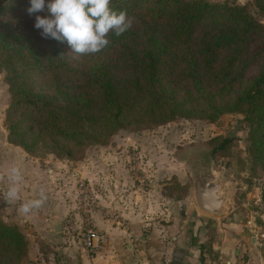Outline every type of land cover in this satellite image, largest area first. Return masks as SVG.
<instances>
[{
	"label": "trees",
	"instance_id": "1",
	"mask_svg": "<svg viewBox=\"0 0 264 264\" xmlns=\"http://www.w3.org/2000/svg\"><path fill=\"white\" fill-rule=\"evenodd\" d=\"M30 0H0V70L11 106L9 141L37 157L74 161L107 145L123 123L162 125L177 118L216 123L244 115L254 168L264 171V24L246 7L208 0H111L132 26L109 45L69 61L67 42L45 38ZM264 13V0H255ZM261 37L254 54L248 46ZM43 44H45L43 47ZM258 74L247 80L249 69ZM184 90L182 94L181 88ZM186 87V88H185ZM233 140L215 150L228 152ZM182 189V188H181ZM29 244L0 217V264H22Z\"/></svg>",
	"mask_w": 264,
	"mask_h": 264
},
{
	"label": "rangeland",
	"instance_id": "2",
	"mask_svg": "<svg viewBox=\"0 0 264 264\" xmlns=\"http://www.w3.org/2000/svg\"><path fill=\"white\" fill-rule=\"evenodd\" d=\"M208 1L246 7L259 23L264 24V13L256 6L255 0ZM261 40L259 35H253L248 46L249 54H254L257 51ZM44 45L43 47H45ZM68 57L72 66L83 68L84 58L82 55L72 52L70 49ZM260 65H264V59ZM259 68V65L252 66L249 69L247 80L254 78L258 74ZM184 90L187 89L182 87V94L185 93ZM10 104L11 97L6 73L0 70V164L10 167L15 164L16 157L9 156L8 158L5 153L10 149L14 153L22 150L23 156L30 161V164L41 166L42 169L47 165L52 166L53 161L65 162L71 168H78V166L87 163L91 156H95L96 152L116 151L121 154L118 162L133 178V184L138 187L140 196L157 201L160 212L168 205L178 215L181 214V207L178 203L193 194V184L187 161L192 158L204 160L210 157L214 162L215 171L217 173L224 172V177L230 186L232 198L229 213L235 220V224L247 232L251 231V234L264 241V171L261 168L255 169L251 160L248 142L249 129L244 121V115H224L216 123L194 118H177L162 125L134 124L125 121L123 129L113 136L107 145L91 146L85 151L83 157L71 161L59 159L53 155L42 156L40 154V156L34 157L21 147L11 144L7 121ZM224 139L233 140L230 150L217 152L215 147ZM96 160L98 165L107 163L111 166L112 163H115L114 161L108 163V159L105 162L100 161L99 158ZM48 170L49 168L45 171L48 172ZM4 174L6 173H2L0 176ZM65 176L63 174V177ZM69 177L73 180V185H69L68 189L74 195V201L71 203L72 207L65 218L61 231L62 246L65 249L81 250L83 245L80 232L87 224L97 229L93 222V216L99 214L112 218L119 215V210L102 203L101 199L105 198L108 193V187L105 184L93 183L85 178L75 181L73 176ZM55 182L53 188H56V185L58 188L62 187L59 186L58 179H55ZM129 187L130 185L127 190ZM7 190L8 188L0 186V217L4 224L16 226L10 219L5 218L4 205H7L8 202L16 204L15 201L6 198ZM117 192L120 194L119 189ZM195 211H198L197 206L194 201H191L190 209L187 211L190 219H192L190 215ZM198 213L203 214L199 211ZM212 222H207L203 229L206 228L210 232ZM194 225L196 223H193ZM16 227L26 236L29 246V241L31 244L37 245L39 251L44 254V260L48 255L52 261L70 264L74 253L65 250V252L62 251V255L58 256L55 248L56 236L55 243L50 241L54 245L52 248L51 245L44 242L47 239L43 238L39 231H34L35 234L30 236L27 234L29 230L25 227ZM37 259L39 260V257ZM37 259L35 257L30 262L24 259L22 264H37ZM41 261L39 260V262Z\"/></svg>",
	"mask_w": 264,
	"mask_h": 264
},
{
	"label": "crops",
	"instance_id": "3",
	"mask_svg": "<svg viewBox=\"0 0 264 264\" xmlns=\"http://www.w3.org/2000/svg\"><path fill=\"white\" fill-rule=\"evenodd\" d=\"M12 151L10 149L5 153L8 158L16 157L15 164L11 166L20 168L22 179L19 196L14 200L16 204L8 202L4 205L5 218L16 226L25 227L30 236L35 234L34 231H39L47 239L44 242L52 248L56 236L58 256L65 250L74 253L70 264H264V241L236 225L230 213L216 218L199 213L194 216L193 212L190 219L187 215L190 207L184 212L180 210L181 214L176 215L168 205L160 212L157 201L140 196L133 178L118 162L121 154L116 151L96 152L95 156L78 168L53 161L52 166L47 165L44 169L30 164L22 150ZM98 158L115 163L111 166L107 163L98 165ZM9 168L6 164H0V175L6 173L0 176L2 187H9ZM47 168L48 172L45 171ZM63 174L66 176L63 177ZM69 176H73L75 181L85 178L93 183L105 184L108 193L101 199L102 203L119 210V215L112 218L99 214L93 216L95 227L105 235V242L96 253L84 247L76 250L62 246L61 231L74 201V195L68 189L69 185H73ZM55 179L62 187L56 185L53 188ZM41 194L46 199L39 208H33L27 214L19 211L23 203L41 199ZM210 221L213 222L209 232L203 226ZM193 223L196 225L193 226ZM29 242L25 258L27 262L39 257L42 261L37 259V264H62L50 260L48 255L44 260V254L37 245Z\"/></svg>",
	"mask_w": 264,
	"mask_h": 264
},
{
	"label": "clouds",
	"instance_id": "4",
	"mask_svg": "<svg viewBox=\"0 0 264 264\" xmlns=\"http://www.w3.org/2000/svg\"><path fill=\"white\" fill-rule=\"evenodd\" d=\"M111 0H48L49 16H35L34 27L41 30L45 38L67 42L72 52L79 55L94 54L106 48L110 41L108 34L120 36L132 26V19L127 11H117L110 7ZM46 0H30L26 9L29 15L43 11ZM9 187L6 192L8 200L19 196L21 170L12 166L7 170ZM46 197L23 203L19 209L22 214L39 208Z\"/></svg>",
	"mask_w": 264,
	"mask_h": 264
},
{
	"label": "water",
	"instance_id": "5",
	"mask_svg": "<svg viewBox=\"0 0 264 264\" xmlns=\"http://www.w3.org/2000/svg\"><path fill=\"white\" fill-rule=\"evenodd\" d=\"M187 165L193 194L178 203L180 210H188L191 201H194L198 211L203 214L216 218L226 216L231 209L232 193L224 172L215 171L214 162L210 157L204 160L192 158L187 161ZM198 211L194 212V216H197Z\"/></svg>",
	"mask_w": 264,
	"mask_h": 264
},
{
	"label": "built area",
	"instance_id": "6",
	"mask_svg": "<svg viewBox=\"0 0 264 264\" xmlns=\"http://www.w3.org/2000/svg\"><path fill=\"white\" fill-rule=\"evenodd\" d=\"M80 237L83 247L91 253H96L105 242V235L88 224L80 232Z\"/></svg>",
	"mask_w": 264,
	"mask_h": 264
}]
</instances>
